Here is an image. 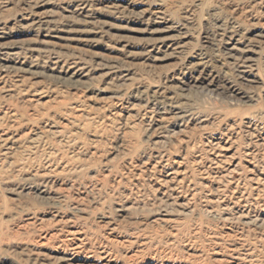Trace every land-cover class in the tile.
Wrapping results in <instances>:
<instances>
[{"label":"rangeland","instance_id":"rangeland-1","mask_svg":"<svg viewBox=\"0 0 264 264\" xmlns=\"http://www.w3.org/2000/svg\"><path fill=\"white\" fill-rule=\"evenodd\" d=\"M0 264H264V0H0Z\"/></svg>","mask_w":264,"mask_h":264},{"label":"bare ground","instance_id":"bare-ground-1","mask_svg":"<svg viewBox=\"0 0 264 264\" xmlns=\"http://www.w3.org/2000/svg\"><path fill=\"white\" fill-rule=\"evenodd\" d=\"M85 5V4H84Z\"/></svg>","mask_w":264,"mask_h":264}]
</instances>
